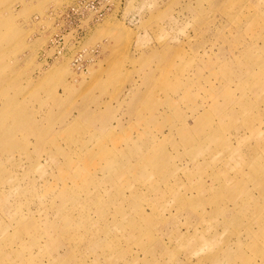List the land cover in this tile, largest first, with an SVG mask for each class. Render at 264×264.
Returning <instances> with one entry per match:
<instances>
[{"label": "rangeland", "instance_id": "obj_1", "mask_svg": "<svg viewBox=\"0 0 264 264\" xmlns=\"http://www.w3.org/2000/svg\"><path fill=\"white\" fill-rule=\"evenodd\" d=\"M0 264H264V0H0Z\"/></svg>", "mask_w": 264, "mask_h": 264}]
</instances>
